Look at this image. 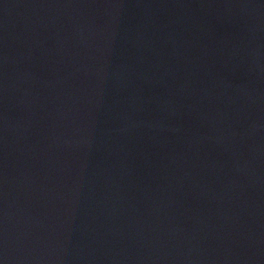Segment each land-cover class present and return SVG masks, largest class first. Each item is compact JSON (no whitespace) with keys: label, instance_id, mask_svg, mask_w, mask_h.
Listing matches in <instances>:
<instances>
[{"label":"water","instance_id":"1","mask_svg":"<svg viewBox=\"0 0 264 264\" xmlns=\"http://www.w3.org/2000/svg\"><path fill=\"white\" fill-rule=\"evenodd\" d=\"M0 264H181L119 0H0Z\"/></svg>","mask_w":264,"mask_h":264}]
</instances>
